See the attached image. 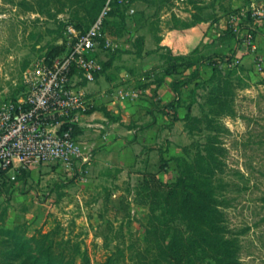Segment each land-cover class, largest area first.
Returning a JSON list of instances; mask_svg holds the SVG:
<instances>
[{"label": "rangeland", "instance_id": "rangeland-1", "mask_svg": "<svg viewBox=\"0 0 264 264\" xmlns=\"http://www.w3.org/2000/svg\"><path fill=\"white\" fill-rule=\"evenodd\" d=\"M106 2L0 0V99L27 92L70 49L67 28L84 32ZM111 12L97 47L104 84L85 95L129 121L86 162L33 165L0 185V232L48 235L72 264H150L146 238L185 228L164 208L200 227L180 201L183 185L205 186L230 264H264V0H113ZM7 240L0 260L15 249Z\"/></svg>", "mask_w": 264, "mask_h": 264}, {"label": "built area", "instance_id": "built-area-1", "mask_svg": "<svg viewBox=\"0 0 264 264\" xmlns=\"http://www.w3.org/2000/svg\"><path fill=\"white\" fill-rule=\"evenodd\" d=\"M112 1L107 0L84 32L67 28L70 49L54 58L27 92L0 99V184L2 175L13 182L33 165L71 169L87 161L88 152L73 135V126L90 106L85 93L74 89L73 80L80 74L82 81L93 83L102 70L91 54L97 52Z\"/></svg>", "mask_w": 264, "mask_h": 264}, {"label": "trees", "instance_id": "trees-1", "mask_svg": "<svg viewBox=\"0 0 264 264\" xmlns=\"http://www.w3.org/2000/svg\"><path fill=\"white\" fill-rule=\"evenodd\" d=\"M111 14L112 12L110 11L108 18ZM108 18L104 22V28L108 25ZM91 57L97 58V52L91 54ZM172 60H182V57L172 56ZM99 73L95 74V78ZM172 73H175V71ZM83 82L86 83L85 81ZM172 86L174 98L164 108L174 107L176 103V82H173ZM189 110L188 108V112ZM73 129L75 130L73 135L76 136L78 129ZM24 172L25 170L21 171L18 176ZM187 172H191V170L187 169ZM6 182L9 183L6 177L2 175L0 185ZM158 184L161 185L159 181ZM168 189L170 195H175L173 187H168ZM191 189L187 190L186 185L182 186L183 192L180 202L190 218L198 220L201 226L197 227L194 225L185 214H176L179 217L171 216L174 213H171L165 207L162 215L171 217L172 222L175 219L180 220V222L185 223V228L182 229L176 222L171 227L165 223L162 225L165 227L163 233L159 234L158 230L152 234L155 239L146 238V252L152 258L150 264H230L229 261L233 259L231 242L218 234L215 207L217 201L213 190L204 186V190L198 192L200 188L194 185L191 186ZM194 191L197 192V196L193 193ZM0 233L6 236L7 241L10 242V247L15 248L13 252L5 250V252L1 253L3 260H0V264H11L10 262L12 261H19L18 264H72L70 260H65L62 254L57 251V244L54 240L50 241L48 235L38 239L36 237L19 238L18 232L10 230H1ZM102 264H119V258L117 255L111 256Z\"/></svg>", "mask_w": 264, "mask_h": 264}, {"label": "crops", "instance_id": "crops-1", "mask_svg": "<svg viewBox=\"0 0 264 264\" xmlns=\"http://www.w3.org/2000/svg\"><path fill=\"white\" fill-rule=\"evenodd\" d=\"M96 81V82H95ZM95 83H99L100 87H103V78H95ZM90 83L85 87H82L81 90L84 93H96L100 88L95 83ZM90 86V87H89ZM163 88V87H162ZM164 90V89H163ZM88 91V92H87ZM161 94V91H160ZM167 95H171L168 94ZM173 95V94H172ZM92 99V98H91ZM164 102V100H163ZM95 107V108H94ZM105 108H99L91 104L90 108L80 115L75 123L77 130V140L82 145V147L87 150L94 148L96 145L110 144V141L114 139L115 133H119V130L124 128L125 123L129 121L128 112L124 109H118L114 103H104ZM119 110L121 112H119ZM121 113V119L113 120V115ZM115 117V116H114ZM125 133H130L126 131ZM88 139V140H86ZM87 141V142H86Z\"/></svg>", "mask_w": 264, "mask_h": 264}]
</instances>
